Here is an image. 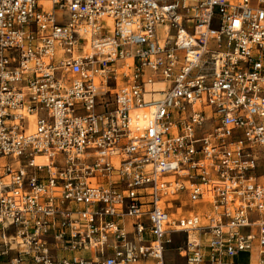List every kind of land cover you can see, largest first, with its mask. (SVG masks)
Segmentation results:
<instances>
[{"label":"built area","instance_id":"obj_1","mask_svg":"<svg viewBox=\"0 0 264 264\" xmlns=\"http://www.w3.org/2000/svg\"><path fill=\"white\" fill-rule=\"evenodd\" d=\"M179 239L264 264V0H0V264Z\"/></svg>","mask_w":264,"mask_h":264},{"label":"rangeland","instance_id":"obj_2","mask_svg":"<svg viewBox=\"0 0 264 264\" xmlns=\"http://www.w3.org/2000/svg\"><path fill=\"white\" fill-rule=\"evenodd\" d=\"M202 205L201 204H193V203H186L183 206V210L185 211H192V210H201ZM181 242V240H176L174 244L168 249V253L166 254V264H184V261L180 258V256L177 254L176 246ZM239 262L241 263H247L248 257L243 256Z\"/></svg>","mask_w":264,"mask_h":264},{"label":"crops","instance_id":"obj_3","mask_svg":"<svg viewBox=\"0 0 264 264\" xmlns=\"http://www.w3.org/2000/svg\"><path fill=\"white\" fill-rule=\"evenodd\" d=\"M247 264V263H246Z\"/></svg>","mask_w":264,"mask_h":264}]
</instances>
